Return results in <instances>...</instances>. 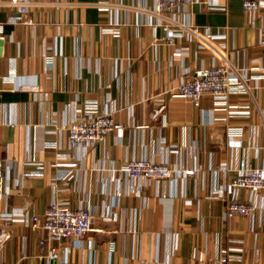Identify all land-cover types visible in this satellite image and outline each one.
Segmentation results:
<instances>
[{
	"label": "crops",
	"instance_id": "1",
	"mask_svg": "<svg viewBox=\"0 0 264 264\" xmlns=\"http://www.w3.org/2000/svg\"><path fill=\"white\" fill-rule=\"evenodd\" d=\"M9 1L0 0V214L13 221L0 219L9 235L1 264H215L228 249L240 256L233 264H264V191L252 218L225 217L215 196L241 168L264 166V8L197 0L181 18L216 36L213 47L242 70L251 96L229 101L248 113L226 116L208 95L199 107L173 96L221 58L186 37L164 43L146 13L156 0H29L30 26L14 22ZM86 102L110 112L118 130L93 150H72L67 129ZM128 159L196 173L141 183L116 173ZM55 201L90 205L94 216L92 231L59 246L60 256L69 247L65 262L51 261L58 246L29 226Z\"/></svg>",
	"mask_w": 264,
	"mask_h": 264
},
{
	"label": "built area",
	"instance_id": "2",
	"mask_svg": "<svg viewBox=\"0 0 264 264\" xmlns=\"http://www.w3.org/2000/svg\"><path fill=\"white\" fill-rule=\"evenodd\" d=\"M196 2L197 0H156L155 8L146 11L148 16L153 18L149 21L152 26L161 28L165 33L162 39L164 43L173 45L179 38L186 37L189 41L197 42L199 49L209 48L221 58L219 66L198 69L191 80H182L174 88L173 96L199 107L201 98L208 95L213 99L216 109L224 112L226 116L247 114V110H242L240 106L232 105L229 101L232 96L239 94L251 96V90L242 76V70L234 67L221 52L213 47L211 41L216 36L209 34L208 30L201 32L200 28L181 20ZM240 3L242 12L245 14H252L264 8V0H240ZM7 5L17 10V15L13 18L15 23L33 25L29 13L34 3L29 0H11ZM261 44L264 45V30ZM116 130L118 126L110 112L101 111L96 102H86L76 113L67 129V144L72 150H93ZM233 131L234 134L242 132L240 129ZM211 149L217 150V147L213 146ZM106 158H109L108 153H106ZM37 168L40 169L41 166ZM40 170L35 173L41 174ZM116 171L128 180L141 183L149 181L174 183L180 178L191 177L196 173L194 168H175L169 166L168 162L156 163L142 159H128ZM5 177L6 172L0 161V203L8 195L4 189ZM262 191H264V166H246L238 170L231 178H226L225 183L216 190L215 196L226 203L225 217L252 218L257 210L255 197ZM241 192L250 193L252 198L247 201L241 200L239 197ZM93 217L90 205L72 209L68 205L55 201L43 212L42 216H33L29 226L33 229H44L49 241L58 246L51 248L50 260L65 262L69 247L63 246L60 256L59 246L65 240H78L92 231ZM0 219L4 226L13 221L9 214H0ZM8 238V234L0 231V249ZM232 252H235L234 249L221 250L215 264H233L239 261L240 256L233 255Z\"/></svg>",
	"mask_w": 264,
	"mask_h": 264
}]
</instances>
